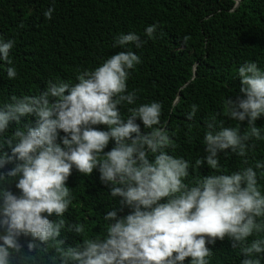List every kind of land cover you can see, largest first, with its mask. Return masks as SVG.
I'll return each instance as SVG.
<instances>
[{
	"label": "clouds",
	"instance_id": "obj_1",
	"mask_svg": "<svg viewBox=\"0 0 264 264\" xmlns=\"http://www.w3.org/2000/svg\"><path fill=\"white\" fill-rule=\"evenodd\" d=\"M54 11L49 7L45 18L51 20ZM157 28L147 26L145 35L154 38ZM143 43L129 32L120 34L113 47L140 48ZM14 44L0 38V62L7 65L9 80L18 75L10 58ZM140 63L131 49L119 51L80 72L76 83L49 81L39 95L12 96L0 107V169L15 165L0 172V264H184L187 258L190 264H209L213 251L207 245L226 237L232 248L239 247L241 264H261L264 237L249 238L264 233V194L257 172L264 175V161L249 165L248 153L256 146L252 141L264 139L255 125L264 116V71L254 61L238 68L243 96L226 99L225 111L227 118L247 120V130L240 124L225 126L216 115L207 120L206 155L195 166L206 163L217 174L186 183L190 162L169 154L174 133L162 124V102L132 107L126 119L121 115L122 104L136 103L128 80ZM198 110L191 105L187 119ZM32 116L34 124L22 122ZM137 120L150 131L142 134ZM12 122L17 127L6 135ZM110 140L115 146L105 152ZM229 149L248 166L221 171L218 153ZM73 167L83 175L98 170L110 195L120 199L119 207L103 216V235L66 246L62 233H85L84 224L63 218L74 199L67 186ZM13 183L19 195L8 187ZM125 208L128 214L119 215ZM53 215L56 221L49 219ZM21 237L31 239L22 244Z\"/></svg>",
	"mask_w": 264,
	"mask_h": 264
},
{
	"label": "trees",
	"instance_id": "obj_2",
	"mask_svg": "<svg viewBox=\"0 0 264 264\" xmlns=\"http://www.w3.org/2000/svg\"><path fill=\"white\" fill-rule=\"evenodd\" d=\"M49 7L55 9L51 20L44 16ZM153 24L158 28L154 38L149 39L145 28ZM129 32L141 37L142 47H113L120 34ZM0 38L15 41L10 58L18 72L16 79L9 80L7 65L0 62V107L10 103L12 96L39 95L49 81L76 83L80 72L94 69L119 51L131 49L141 59L128 80V91L135 90L137 100L134 105L122 104L121 115L126 119L132 107L162 102V124L166 122L169 134L174 133V148L169 154L190 162V175L185 182L194 183L203 176L217 174L206 163L200 168L195 166L197 159L206 155L205 122L216 115L217 122L223 120L225 126L240 124L242 131L247 130V120L227 118L225 104L226 99L235 101L243 96L238 77L241 65L254 61L264 71V0H240L237 6L236 0H0ZM193 104L199 110L188 120ZM35 119L32 116L22 122L34 124ZM136 123L142 134L150 131L140 120ZM255 125L264 135V116ZM16 127L12 122L6 135H11ZM94 127L108 130L106 125ZM252 143L256 146L248 153L249 165L264 161V139ZM114 146V140H110L104 151ZM218 155L223 172L248 166L230 149ZM14 166L8 164L0 172ZM257 172L264 194V175ZM99 177L98 170L83 175L73 167L67 186L74 199L63 218L69 223L84 224L85 233L83 237L62 233L66 246H74L82 238L103 235L107 225L104 214L119 207L120 198H113ZM8 187L20 194L14 183ZM129 211L125 208L118 214L123 216ZM49 219L58 218L53 215ZM262 237L264 233L250 237L249 242ZM30 239L21 237L20 242ZM207 246L213 251L209 264H241L244 259L239 247L232 248L227 237ZM184 264H190V258Z\"/></svg>",
	"mask_w": 264,
	"mask_h": 264
},
{
	"label": "water",
	"instance_id": "obj_3",
	"mask_svg": "<svg viewBox=\"0 0 264 264\" xmlns=\"http://www.w3.org/2000/svg\"><path fill=\"white\" fill-rule=\"evenodd\" d=\"M240 0H236V6L239 4Z\"/></svg>",
	"mask_w": 264,
	"mask_h": 264
}]
</instances>
